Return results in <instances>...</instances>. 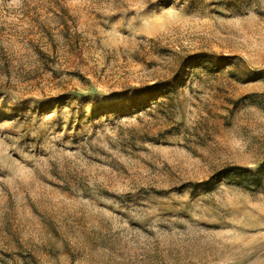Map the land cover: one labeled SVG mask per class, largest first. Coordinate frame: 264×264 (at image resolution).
<instances>
[{"label": "rangeland", "instance_id": "374dc122", "mask_svg": "<svg viewBox=\"0 0 264 264\" xmlns=\"http://www.w3.org/2000/svg\"><path fill=\"white\" fill-rule=\"evenodd\" d=\"M234 166L264 167V0H0V264H264Z\"/></svg>", "mask_w": 264, "mask_h": 264}, {"label": "trees", "instance_id": "16d2710c", "mask_svg": "<svg viewBox=\"0 0 264 264\" xmlns=\"http://www.w3.org/2000/svg\"><path fill=\"white\" fill-rule=\"evenodd\" d=\"M264 167H260L257 170L234 166L224 168L217 172L213 177L214 179H225L231 183L244 188L251 189V187H260L264 180L263 177Z\"/></svg>", "mask_w": 264, "mask_h": 264}]
</instances>
